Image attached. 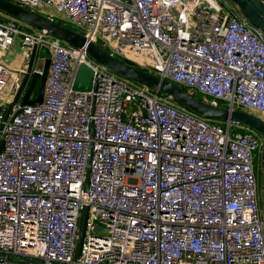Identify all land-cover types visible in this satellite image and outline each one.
Here are the masks:
<instances>
[{"label": "built area", "instance_id": "1", "mask_svg": "<svg viewBox=\"0 0 264 264\" xmlns=\"http://www.w3.org/2000/svg\"><path fill=\"white\" fill-rule=\"evenodd\" d=\"M8 1L85 30L111 56L214 107L225 103L264 119V33L230 0ZM6 18L0 20V264H264L257 133L204 119L117 78L84 47ZM15 42L24 49L19 71L7 64ZM44 45L51 57L42 102L23 106L28 84L14 101L20 73ZM79 63L93 70L90 91L72 89Z\"/></svg>", "mask_w": 264, "mask_h": 264}, {"label": "water", "instance_id": "2", "mask_svg": "<svg viewBox=\"0 0 264 264\" xmlns=\"http://www.w3.org/2000/svg\"><path fill=\"white\" fill-rule=\"evenodd\" d=\"M239 10L241 15L255 28L261 30L264 33V0H230ZM0 12L24 23L25 25L36 29L37 31H45L46 33L61 39L64 43L72 45L77 48L84 47L87 55L99 64L102 68L110 72L111 74L119 75L124 79L151 89L156 92H160L166 96L171 97L178 104L185 107L190 112L208 120L212 121H225L234 122L240 125H244L247 128L257 133L262 140L260 149V161L264 165V121L259 117L241 111L239 109H229L223 107H214L202 100L197 99L192 93L180 87L179 85L163 79L157 75L146 72L139 69L138 67L131 65L127 62L121 61L109 53H107L97 43L88 41L87 38L79 33L78 31L61 25L53 20L46 17H42L36 13L29 11L25 7H20L8 0H0ZM36 52L33 50L26 71L20 73L21 81L19 88L16 91L14 101L17 100L22 89L27 85L26 92L23 100L29 98L30 93L33 90L34 85L42 78L43 74H47L50 59L45 60L42 69V74L37 71H33L36 61ZM93 70L85 63H79L72 89L78 92L90 91L92 86ZM44 86L39 87L37 95L36 105H40L43 99ZM12 104L8 106L6 115L9 114ZM2 150V144L0 151ZM89 182V172L86 175L84 182V189L87 190ZM87 216V207L84 206L81 211L78 227V238L75 245L74 258L78 259L80 256V250L82 240L85 232V223ZM96 231H103L102 228L97 227ZM2 258V255H0ZM11 261L15 262H28L27 259L10 256L8 257ZM41 264V263H39Z\"/></svg>", "mask_w": 264, "mask_h": 264}, {"label": "rangeland", "instance_id": "3", "mask_svg": "<svg viewBox=\"0 0 264 264\" xmlns=\"http://www.w3.org/2000/svg\"><path fill=\"white\" fill-rule=\"evenodd\" d=\"M30 11V10H29ZM32 12V11H31ZM2 13V12H1ZM33 13H36V14H38V15H40V16H42V17H45V16H43V15H41L40 13H38V12H33ZM61 16V15H60ZM0 17H9V16H6L4 13H2V15H0ZM55 22H57V23H59V24H61V25H64V26H66V27H70V28H72V29H74V30H76V31H78L79 33H81V34H84L85 33V30H83V29H80V28H75V27H73V26H71V25H69L67 22H63L62 20L60 21V20H54ZM20 22V21H19ZM20 24L22 25V26H24L25 24L24 23H22V22H20ZM36 30V29H35ZM12 48H15V49H20V48H22L21 46H20V44H19V42H15L14 43V45L12 46ZM23 49V48H22ZM18 52V51H17ZM21 54V53H20ZM88 56V55H87ZM50 57H51V49L49 48V46H46V45H44V46H41L40 48H38L37 49V51H36V61H35V67L37 68V66L39 65V63H43V65H42V67H40V65L38 66L39 68H43V66H44V61L45 60H47V59H50ZM89 57V56H88ZM90 58V57H89ZM91 59V58H90ZM121 61H124V60H121ZM125 62V61H124ZM113 75H115V74H113ZM117 78H121V79H123V77H121V76H119V75H115ZM46 77H47V74H43V76H42V78L41 79H39L38 80V86L40 87V86H44L45 85V81H46ZM180 87H182V86H180ZM36 91L37 90H33L32 92H31V94H30V96H29V98L27 99V100H23V99H21V104L23 105V106H29V105H36V101H37V95H38V93L36 94ZM38 92H39V89H38ZM36 94V95H35ZM36 96V97H35ZM195 96V95H194ZM197 96H200V97H202V99H204V97L203 96H201L200 94H197ZM197 96H195L196 98H197ZM198 99V98H197ZM200 100V99H199ZM221 105H222V107L223 108H225L226 107V104L225 103H221ZM239 110H241V111H245V112H248V113H251V114H253V115H255V116H257V117H259L260 119H262L263 121H264V119H263V116H260V115H257L256 113H254V112H250V111H248V110H246V109H239ZM243 127H246V126H244V125H242ZM255 168H256V172L259 174H263L264 173V165L262 164V162L260 161V156L255 160ZM257 176H259V175H257ZM261 192H264V187H263V189H262V191L259 189V195L261 194ZM263 194V193H262Z\"/></svg>", "mask_w": 264, "mask_h": 264}, {"label": "crops", "instance_id": "4", "mask_svg": "<svg viewBox=\"0 0 264 264\" xmlns=\"http://www.w3.org/2000/svg\"><path fill=\"white\" fill-rule=\"evenodd\" d=\"M25 26H27V25H25ZM30 28H32V27H30ZM32 29H34V28H32ZM23 52H24V49H22V48H20V49L19 48L18 49L11 48V50L7 54V64L15 70L19 71L20 69H22L24 62H25ZM39 65H40V67H42L43 63H39ZM40 69H43V68H40ZM257 175H259V176H257ZM256 176H257V182H258V195H259V189L262 191V189L264 187V173L258 174L256 172ZM259 202H260L261 211L264 213V192H261V194L259 195Z\"/></svg>", "mask_w": 264, "mask_h": 264}, {"label": "trees", "instance_id": "5", "mask_svg": "<svg viewBox=\"0 0 264 264\" xmlns=\"http://www.w3.org/2000/svg\"><path fill=\"white\" fill-rule=\"evenodd\" d=\"M5 15H6V14H5ZM6 16H8V15H6ZM9 17H10V16H9ZM11 18H12V17H11ZM5 19H7V18H6V17H3V18L0 17V20H2V21L5 20ZM69 28H70V27H69ZM125 62H126V61H125ZM127 63H128V62H127ZM129 64H130V63H129ZM131 65H132V64H131ZM136 67H137V66H136ZM138 68H139V67H138ZM139 69H141V68H139ZM141 70H143V69H141ZM144 71H145V70H144ZM182 88H183V87H182ZM34 89L37 90V91H36V94H37V93H38V89H39L38 82L34 85L33 90H34ZM184 89L187 90V91H189V90L186 89V88H184ZM33 90H32V91H33ZM189 92L192 93L193 95L197 96V93H194V92H191V91H189ZM36 94H35V95H36ZM159 94L164 95V94H162V93H160V92H159ZM165 96H166V95H165ZM197 98L200 99V100H202V101H204V99H202V97H200V96H197ZM174 102H176V101H174ZM176 103H177V102H176ZM177 104H178V103H177ZM179 105H180V104H179Z\"/></svg>", "mask_w": 264, "mask_h": 264}, {"label": "flooded vegetation", "instance_id": "6", "mask_svg": "<svg viewBox=\"0 0 264 264\" xmlns=\"http://www.w3.org/2000/svg\"><path fill=\"white\" fill-rule=\"evenodd\" d=\"M261 138V137H260ZM260 154V153H259Z\"/></svg>", "mask_w": 264, "mask_h": 264}]
</instances>
